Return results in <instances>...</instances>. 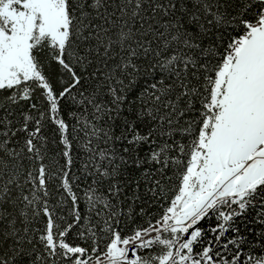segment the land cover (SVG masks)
<instances>
[{
	"label": "snow or ice",
	"instance_id": "1",
	"mask_svg": "<svg viewBox=\"0 0 264 264\" xmlns=\"http://www.w3.org/2000/svg\"><path fill=\"white\" fill-rule=\"evenodd\" d=\"M0 264H264V0H0Z\"/></svg>",
	"mask_w": 264,
	"mask_h": 264
},
{
	"label": "trees",
	"instance_id": "2",
	"mask_svg": "<svg viewBox=\"0 0 264 264\" xmlns=\"http://www.w3.org/2000/svg\"><path fill=\"white\" fill-rule=\"evenodd\" d=\"M79 163V162H78ZM78 166V165H77ZM130 194V193H129ZM139 209V204H137V210ZM146 209L149 213H152V212H155L157 211V206L156 205H148L146 206ZM137 222H140L139 221V218L137 219Z\"/></svg>",
	"mask_w": 264,
	"mask_h": 264
}]
</instances>
